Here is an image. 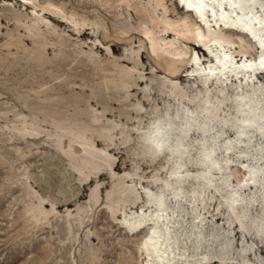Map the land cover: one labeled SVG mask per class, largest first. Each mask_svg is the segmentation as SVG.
<instances>
[{
    "label": "rangeland",
    "instance_id": "374dc122",
    "mask_svg": "<svg viewBox=\"0 0 264 264\" xmlns=\"http://www.w3.org/2000/svg\"><path fill=\"white\" fill-rule=\"evenodd\" d=\"M204 1L201 19L183 0H0V264H264V74L254 90L229 77L206 92L194 75L222 46L192 43L209 28L236 63L261 57L264 0ZM128 5L154 35L171 25L164 48ZM244 19L258 42L236 30ZM244 95L263 115L237 133ZM194 98L218 109L174 167L179 127L148 126ZM203 144L219 167L197 161Z\"/></svg>",
    "mask_w": 264,
    "mask_h": 264
},
{
    "label": "bare ground",
    "instance_id": "6f19581e",
    "mask_svg": "<svg viewBox=\"0 0 264 264\" xmlns=\"http://www.w3.org/2000/svg\"><path fill=\"white\" fill-rule=\"evenodd\" d=\"M19 1L22 2L23 4L29 6L28 5L29 0H19ZM183 1L184 2H183L182 7L185 10L190 11V12H194L197 16H200L202 19V16L204 14L203 9L206 5V2L204 0H183ZM244 2L242 4V6L239 5L240 9L245 8ZM230 3H231L230 1L227 2V4H229L232 7V4H230ZM127 7H128L127 10L131 14L137 13L136 15H138L140 18H142V20H143L142 22H144L145 25L140 30V32H142V34H143L142 36L144 37V40L149 42L150 46H153V45L157 46L158 45L159 47H157V48H164L160 43V39L164 38L165 33L170 32L169 30L171 28V25H167L168 27L160 29L159 31L161 33H159V31L157 30L158 32L156 33V35H154L155 31H153L152 28L150 27L151 25H149V21H152V19L150 18V15H149L150 19H147L148 18L147 15L141 13L142 9L139 10L136 8H132L130 5H128ZM246 7H247V10L250 11L249 7L248 6H246ZM233 9L236 10V7L234 6ZM47 11L50 15H54L53 17H57L55 12H53L52 10L48 9ZM215 15H217L216 21L218 19L223 18V16H222V18L219 17L220 13L219 14L215 13ZM139 17H137V18H139ZM247 17H248V15H247ZM60 19H61L60 20L61 22H64V20L62 18H60ZM222 21L225 22V20H223V19H222ZM249 23L250 22H248V20L244 19V21L242 22V25L239 26L238 28H236V30L240 31V32L242 31V32L248 34L252 40L257 41L258 40L257 35L255 33H253L249 28L246 27V25H248ZM252 23L256 24V22H254V21ZM153 25H155V23ZM156 25H158V24L156 23ZM113 26H115V25H113ZM114 28L116 29V26ZM85 29L88 30L89 27H85ZM111 29H113V28H111ZM74 30L77 31V28L74 27L73 31ZM126 30H127V28H126ZM171 30H173V29L171 28ZM116 31H118V30L116 29ZM164 31H166V32H164ZM128 32L129 33H135L134 31H132L130 29L127 30V33ZM176 33H178V32H176ZM184 36L186 37V35H184ZM222 37H224V36L220 32L210 31L209 28L206 29V32H203L200 29L196 30V33L194 35L195 39L193 38L194 41H192V43L195 46L201 48L202 50H205V48H209L210 47L209 43H215V44L218 43L219 45L222 46V55L220 57L216 58L214 64H209L207 67H204V68L208 69V70L206 69V71H208L207 75H202V76H200L199 74L194 75L195 78L198 80V86H200L201 88L204 89V91L207 92L209 90V86H210L209 83L210 82L212 84L215 83V84H218L220 86H223V85L227 86V82H226L227 78L233 77L234 81L237 82V85L235 86V88L237 89V92L243 91L244 89H246V86H248V85L252 86L253 90L256 89L255 86H256L257 81H254L253 79L251 80L250 76L254 75L255 78L256 77L258 78L259 77L258 74H264V54L261 57L249 58L248 55H246L244 53L243 61L240 62V64H238V63H236L237 61L236 62L234 61V56L231 55L230 52L225 51V49L223 48L224 45L221 44V42H220V39H222ZM167 50H165V51H167ZM146 51H148V50H146ZM152 51H157V50H152ZM169 52H170V50H169ZM147 54H148V52H147ZM154 55L155 54H153V56ZM156 56H158V54ZM191 65H192V63H191ZM197 68H198V66L195 69H197ZM177 69L176 68L174 69V66H173L172 72L176 73L175 71H177ZM216 70H218L219 74L214 73ZM109 75H111V74H109ZM238 93H243V92H238ZM234 101H235L236 111L239 113L242 110L241 114H239L237 117V120L239 122L236 123L237 124L236 132L237 133H243L246 130V126L243 123L244 120L245 121L248 120L249 117L256 118L258 116L257 118H259V116L263 115V114L260 111L258 113V111L256 109V105L253 102V100L247 98L245 95L242 98H240V100L237 101L234 99ZM177 103H178V106L176 107V109L173 111V113L171 115H168V112H165V114L163 116L155 117L151 126H148V131H150L153 127H162V126H167V125H169L171 129L174 127H179L176 131H174L172 133L171 139L169 140L167 147H166V148H168L170 155H174L177 157V159L175 160V163L173 164L174 167H178L181 164V161L178 160V157L180 156L181 153H183V149L185 148L184 137L187 133V130L189 128H192V126H193L194 128L201 129L200 131L202 133L207 132L208 126L203 125V124H204V122H206V120L208 118L210 119L211 118L210 115L212 114V116H213V113L215 112V110L218 109V106L213 108V109L210 108V106H206V105L203 106L201 104L200 100L195 99V98L191 101L186 102L187 105L193 106L192 110L186 109L185 107H183L182 103H180V102H177ZM198 108L201 109V116L200 117H198V116L195 117V116L189 115L192 112H196ZM166 110H168L167 107H166ZM188 115L190 116V118H187ZM251 126H261V124L257 120L256 123L253 125H250V127ZM158 133H160V134L158 136H156L157 138H161L164 136V132L161 131ZM228 147H230V143L227 142V148ZM162 150L163 149H160L159 151H162ZM212 150H213V148L211 146L203 144L201 146V150H200L199 155L197 157V161H199V162L202 161V162L206 163L208 167H213V166L219 167L218 166L219 161L216 160L212 156ZM159 151H157V152H159ZM206 170L207 169H204V171H206ZM248 171L250 173H252L254 171V167H251L250 169H248ZM236 196H237L236 193L232 192L231 195L229 196V199L232 201H235L237 199ZM157 197L159 199L163 198L161 194H158ZM161 201H163V199ZM153 231L157 232V230H153ZM155 236L156 235L151 234L146 238L145 241L155 240ZM154 251L156 252L157 250H154Z\"/></svg>",
    "mask_w": 264,
    "mask_h": 264
},
{
    "label": "water",
    "instance_id": "95a60500",
    "mask_svg": "<svg viewBox=\"0 0 264 264\" xmlns=\"http://www.w3.org/2000/svg\"><path fill=\"white\" fill-rule=\"evenodd\" d=\"M243 2H244V0H235V2H234L233 5H234V6H237V5H238V6H239V5L242 6Z\"/></svg>",
    "mask_w": 264,
    "mask_h": 264
},
{
    "label": "snow or ice",
    "instance_id": "6c2138e0",
    "mask_svg": "<svg viewBox=\"0 0 264 264\" xmlns=\"http://www.w3.org/2000/svg\"><path fill=\"white\" fill-rule=\"evenodd\" d=\"M71 207V205H69ZM137 211H139V209H137Z\"/></svg>",
    "mask_w": 264,
    "mask_h": 264
}]
</instances>
